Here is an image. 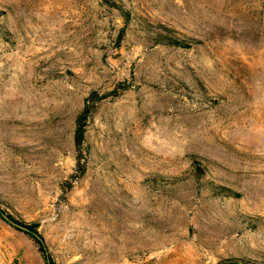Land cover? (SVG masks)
<instances>
[{
    "label": "rangeland",
    "instance_id": "rangeland-1",
    "mask_svg": "<svg viewBox=\"0 0 264 264\" xmlns=\"http://www.w3.org/2000/svg\"><path fill=\"white\" fill-rule=\"evenodd\" d=\"M0 206L56 264H264V0H0ZM0 264H45L1 218Z\"/></svg>",
    "mask_w": 264,
    "mask_h": 264
},
{
    "label": "trees",
    "instance_id": "trees-1",
    "mask_svg": "<svg viewBox=\"0 0 264 264\" xmlns=\"http://www.w3.org/2000/svg\"><path fill=\"white\" fill-rule=\"evenodd\" d=\"M169 43L173 45H181L182 43L177 41V40H167ZM183 45V44H182ZM126 90V89H124ZM120 95V92L114 91L111 92L109 95H103L99 96L98 93L93 92L91 94V97L87 101L85 108L81 112L78 120H77V129H76V136H75V142L76 146L80 152V156L78 158V163L80 164L82 162V156H83V150H81V147L84 144L85 140V133H86V128H87V123L93 112L95 111L97 104L104 100L107 99L108 97H118ZM91 102V103H89ZM0 218L10 224L12 227L16 228L18 231H21L25 233L27 236H29L38 246L39 252L42 255V258L45 262V264H56V262L53 260L49 248L46 244L45 238L40 234L38 230V224L32 223V224H27V223H22V222H17L14 220L12 217H10L5 210L2 209L0 206Z\"/></svg>",
    "mask_w": 264,
    "mask_h": 264
}]
</instances>
